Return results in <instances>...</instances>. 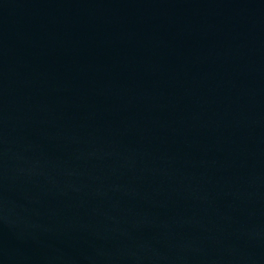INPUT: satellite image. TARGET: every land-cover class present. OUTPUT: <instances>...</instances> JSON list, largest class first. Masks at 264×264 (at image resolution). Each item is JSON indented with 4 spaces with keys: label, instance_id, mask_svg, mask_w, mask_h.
Returning <instances> with one entry per match:
<instances>
[{
    "label": "water",
    "instance_id": "95a60500",
    "mask_svg": "<svg viewBox=\"0 0 264 264\" xmlns=\"http://www.w3.org/2000/svg\"><path fill=\"white\" fill-rule=\"evenodd\" d=\"M0 264H264V0H0Z\"/></svg>",
    "mask_w": 264,
    "mask_h": 264
}]
</instances>
